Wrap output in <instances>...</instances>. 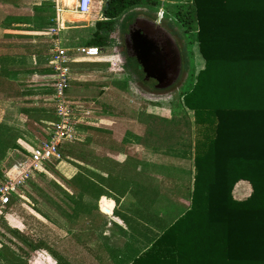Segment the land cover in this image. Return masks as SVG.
Instances as JSON below:
<instances>
[{
	"label": "crops",
	"instance_id": "1",
	"mask_svg": "<svg viewBox=\"0 0 264 264\" xmlns=\"http://www.w3.org/2000/svg\"><path fill=\"white\" fill-rule=\"evenodd\" d=\"M71 1L58 0L57 24H59L62 45L70 55H73L76 53L77 46H98L88 43L95 38L97 32L106 38L109 31L105 27L98 28L96 23L106 22L109 19L105 15L107 0H92L90 11L83 15L74 11V4ZM192 4L193 0H139L113 17L110 26L121 24V20H125L126 25L132 24L137 18L152 20V13L159 16L172 9L182 11L188 9ZM140 7H143V12L132 16L131 12ZM55 15L56 8L52 0H0V95H2L0 96V106L4 108L0 120H6L3 122L7 123H3L4 127L0 130L12 131V135L20 140L32 138L33 135L29 130L30 122L39 126V123H48L54 119L51 97L53 75L49 56ZM152 21L160 24L158 20ZM160 25L165 28L163 23ZM98 47L101 49V53L95 57L71 60L72 70L77 68L82 70L81 74L79 73L80 78L88 76V79H84L83 83L78 79L79 76L72 77L67 91L71 98L73 97L70 91L75 90V94H81L80 87H83V92L88 93L85 98H89L95 103L103 97L118 96V89L124 86L121 80L115 79L114 84L112 83L109 88L103 81H96L91 77L104 73L101 70L113 58L112 55L106 54V44ZM74 79L77 81H73ZM81 97L83 96H74L75 99ZM84 106L89 107L88 105ZM48 112L52 114L51 119L44 117ZM88 115L82 117V120L85 122L87 119L86 123L91 125H96L98 121L104 122L107 119L104 116L97 115L92 118L91 115ZM90 129L92 128L88 125L82 128V139L85 145L87 143L90 145L91 138L94 139L91 137ZM89 149L98 156L99 166L96 168L90 163L75 162L76 165H71L76 168V171L69 179L78 175L82 170L84 184L86 185L90 181L96 182L102 189L101 194L97 197L89 193L83 194L93 200L92 208L91 205H88L82 210H68L66 215L68 222L60 225L67 231L66 233L63 232L60 235L58 227H54L52 221L49 222L52 241L49 248L53 252L50 253L42 247L35 251L40 254V258L45 260V264H48L46 261L50 262L49 264H165L162 259L156 260L146 255L154 240L161 235L173 219L183 213L189 202L193 181V153L190 184L184 180L180 182L178 179V185L183 184L184 191L178 193V198H175L172 195L170 177L166 178L164 175L156 177V173L148 166L149 145L142 146V149L146 150L141 155L142 157L131 158L126 155L124 160L116 159L119 163L112 161L110 164L105 154L100 158L98 152L95 153L91 147ZM118 151L119 147L118 149L109 147L105 152L114 154ZM184 151H187L186 148ZM184 154L180 153V155ZM92 173H97L99 177L95 178ZM122 186L126 189L123 187V190H118ZM75 187L78 189L77 186ZM160 187H162L161 190ZM120 191L125 192L121 193ZM251 192L250 182L246 179H238L232 186L231 196L236 200H244ZM161 199L175 202L180 206L179 210L158 208L157 203ZM103 206L108 210H103ZM55 212L57 213V211L53 213ZM38 216L48 223L46 216L41 213H38ZM49 216L51 217V215ZM5 230V232L0 231V264H27V261L30 263V260L24 261L25 254L15 253L11 249V246H14L16 250H18V245L23 247L21 243H14L16 242L14 236L21 237L20 232H23V229L15 227ZM40 233L41 231L37 233L40 236L38 242L43 243L45 238L43 233ZM55 234H59V236L67 234L65 237L67 243L64 244V247L61 244L63 241H59V243L55 239L53 240ZM58 238L56 236V239ZM19 241L26 244V240L20 239ZM34 243L37 241L34 240ZM57 245H59L62 255L53 249L58 250ZM7 246H9L8 251L6 250ZM69 251L70 253H68ZM43 259L40 262H43Z\"/></svg>",
	"mask_w": 264,
	"mask_h": 264
},
{
	"label": "trees",
	"instance_id": "2",
	"mask_svg": "<svg viewBox=\"0 0 264 264\" xmlns=\"http://www.w3.org/2000/svg\"><path fill=\"white\" fill-rule=\"evenodd\" d=\"M138 1L107 0L109 21L96 26L108 28L113 17ZM178 14L188 29L195 25L204 61L182 95L203 137L194 142L189 202L146 256L165 264H264V0H193ZM88 44L102 46L105 37L97 32ZM5 147L0 141V155ZM58 151L60 160L72 165L99 166L80 140L63 141ZM238 179L252 186L244 200L231 196ZM71 182L83 193L101 194L96 182L84 184L82 170ZM42 244L26 242L30 250L51 253ZM17 251L28 253L21 245Z\"/></svg>",
	"mask_w": 264,
	"mask_h": 264
},
{
	"label": "rangeland",
	"instance_id": "3",
	"mask_svg": "<svg viewBox=\"0 0 264 264\" xmlns=\"http://www.w3.org/2000/svg\"><path fill=\"white\" fill-rule=\"evenodd\" d=\"M71 2L74 4L75 0ZM141 12H143V7L131 13L132 16H135ZM178 13L179 9H172L159 16L155 13L151 14L152 20H158L160 24L163 23L172 35L179 50L181 69L175 82L165 88L157 89L153 79L144 78L141 67L135 58L128 56L125 52L122 38L128 26L125 20H121V24L106 28L109 32L105 38V44L107 45L105 50L107 53H105L113 56L111 62L104 65L101 70L104 73L91 76L96 81H103L109 88H111L112 83L114 84L115 79L121 80L124 86L118 89V96L103 97L97 100L98 102L95 101V104L91 99L85 98L88 93L83 92V87H80L81 94H75V90L70 91L72 99L89 106L87 108L90 110L89 115L92 118L97 115L107 118L104 122L98 121L96 125L86 123L87 119H85V122H80L78 125V140L84 141L82 139V128L87 125L90 126L92 129L89 132L94 139L91 138L92 142H90V145L87 143V145L95 153L98 152L100 158L105 154L108 157L109 164L112 161L113 163L114 161L117 162L116 159L124 160L126 155L131 158L142 157L141 155L146 152L142 149V146L149 145L148 166L156 173V177L163 175L166 178L170 177L172 180V195L175 198H178V193L184 191L183 184L178 185V179H180V182L184 180L187 184H190L192 175L191 156L194 142L203 137V127L195 124L192 110L183 106L182 95L192 86L196 73L204 66V61L195 41V25L193 26L192 23L191 28L188 29L186 24L178 18ZM71 58L72 61L79 58L83 59L76 53L71 55ZM79 70L78 68L72 70L71 79L81 74L82 70ZM75 79L73 81H77ZM78 79L83 83L84 79H88V76H81V78L79 76ZM75 95H82L83 97H81L82 99H75ZM3 109L0 106V119H2ZM44 117L51 119L52 114L48 112ZM3 121L6 120H0V128L4 127L3 123L7 124ZM39 124V126H36L31 122L29 123V130L33 135L31 139L20 140L12 135V131L4 132L2 129L0 130V141L6 146L4 152L0 155V179L7 172H12L14 164L36 149L47 128L46 122ZM109 147L114 149L119 147L118 153H106L105 151ZM185 148L187 151H184ZM180 153L185 154L180 155ZM100 158L99 161H101ZM75 171L76 168L66 161H55L47 164L45 169L35 172L26 186L18 191L17 200L12 201L7 213L0 218V231L5 232V229H14L15 227L23 229V232H20L21 237L16 238L17 235L14 236L16 239L14 243L23 244V247L28 251L25 254L27 258L24 261L30 260L31 262L27 261V264H45V260L39 257L40 254L37 251L30 250L26 244L19 241L20 239L25 238L27 243H34V240L38 242L40 236L37 233L41 231L45 238L43 245L49 247L52 244L49 222L52 221L53 226L58 227L61 235L63 232H67L60 225L68 220L66 215L69 209L82 210L88 205H91L92 208L93 200L83 195L84 193L79 191L69 179ZM122 187H119L118 190H122ZM161 189L162 187H160ZM169 197L173 196L169 195ZM157 206L172 211H177L180 208L175 202L166 199H161ZM54 211H57V213H53ZM38 213L46 216L48 223L44 222L38 216ZM48 215H51V217H48ZM56 236L59 238L56 239ZM56 236H53V240L63 241L61 244L64 247V244L67 243L65 240L67 234H64V236L57 234ZM17 239L19 240L17 241ZM57 246L58 250L53 249L62 255L59 245ZM8 248L9 246H7V251ZM11 249L13 252L18 253L14 246H11ZM41 259H43V262H40ZM46 263L49 264L50 262L46 261Z\"/></svg>",
	"mask_w": 264,
	"mask_h": 264
},
{
	"label": "built area",
	"instance_id": "4",
	"mask_svg": "<svg viewBox=\"0 0 264 264\" xmlns=\"http://www.w3.org/2000/svg\"><path fill=\"white\" fill-rule=\"evenodd\" d=\"M56 8L55 26L52 29L49 64L52 69L51 97L54 119L47 123L45 135L33 152L14 164L12 172L0 179V218L4 217L12 201L17 199L18 191L30 181L33 174L45 169L47 164L60 160L58 146L63 141L78 140V125L90 110L80 101L68 94L71 81L72 60L68 50L62 45L59 36L57 11L58 0H52ZM92 0H76L74 11L83 15L90 11ZM78 55L91 58L99 55L101 49L94 45H81L75 48Z\"/></svg>",
	"mask_w": 264,
	"mask_h": 264
},
{
	"label": "water",
	"instance_id": "5",
	"mask_svg": "<svg viewBox=\"0 0 264 264\" xmlns=\"http://www.w3.org/2000/svg\"><path fill=\"white\" fill-rule=\"evenodd\" d=\"M123 43L127 55L134 57L141 67L144 78L157 81L155 88H165L179 77V50L170 32L157 22L137 18L130 24ZM102 208L108 210L105 206Z\"/></svg>",
	"mask_w": 264,
	"mask_h": 264
},
{
	"label": "flooded vegetation",
	"instance_id": "6",
	"mask_svg": "<svg viewBox=\"0 0 264 264\" xmlns=\"http://www.w3.org/2000/svg\"><path fill=\"white\" fill-rule=\"evenodd\" d=\"M128 26V28H127V30H126V32L125 33H123V38H124V35L128 32V29H129V26H130V24L129 25H127ZM139 28H143L142 27V25H139ZM142 70V69H141ZM144 75V74H143ZM154 81H155V84L157 83V81L155 80V79H153Z\"/></svg>",
	"mask_w": 264,
	"mask_h": 264
}]
</instances>
